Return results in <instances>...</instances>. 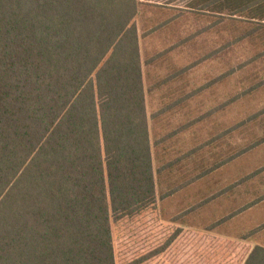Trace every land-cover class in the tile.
<instances>
[{
  "label": "trees",
  "instance_id": "obj_1",
  "mask_svg": "<svg viewBox=\"0 0 264 264\" xmlns=\"http://www.w3.org/2000/svg\"><path fill=\"white\" fill-rule=\"evenodd\" d=\"M142 6L141 0H0V264H168L167 253L186 235L202 237L184 228L189 213L264 179L262 164L218 196L169 220L161 216L160 203L191 183L187 175L198 179L264 148V107L232 124L216 120L264 88V74L247 73L264 67V0H192L191 9L222 16L198 34L224 23L226 55L248 44L253 53L189 90L186 76L200 62L168 63L161 71L168 50L143 60L136 24ZM232 81L246 85L173 122L197 95ZM156 96L149 115L148 98ZM209 122L210 136L197 138ZM188 132L195 145L179 153ZM240 135L244 148L231 151ZM222 144L234 154L207 167L205 155ZM203 237L202 247L234 250L199 262L264 264L262 244Z\"/></svg>",
  "mask_w": 264,
  "mask_h": 264
},
{
  "label": "rangeland",
  "instance_id": "obj_2",
  "mask_svg": "<svg viewBox=\"0 0 264 264\" xmlns=\"http://www.w3.org/2000/svg\"><path fill=\"white\" fill-rule=\"evenodd\" d=\"M143 3L141 12L136 19V24L139 28L140 46L142 52V58L144 61L149 56H153L158 52L169 51V62L164 61L162 70L170 64L177 67H185L192 63L200 62L194 70L186 76V89L189 90L194 86L200 85L207 80L221 74L230 65L237 63L240 60L248 57L253 53L251 45H247L238 49L230 56H227L222 49L228 32L224 29V23H219L211 31H204L202 34H198L207 26L212 25L215 20L222 19V16L215 15L213 13H201L191 9L190 5L192 0H141ZM156 29V30H153ZM146 32L148 35H146ZM195 34H198L195 36ZM194 37V38H193ZM215 51L213 57L205 58L210 52ZM165 57L161 58L163 60ZM147 69V68H146ZM264 67H255L249 70L247 73L258 71L264 74ZM145 71V70H144ZM145 82L150 84V77H147L144 72ZM243 78L246 75L241 76ZM246 83L244 82H229L223 85L216 86L213 90H206L201 95H197L195 99H192L189 106H187L185 113L180 112L173 119V122L179 123L186 121L190 117H194L201 114L205 110L220 104L227 100V98L235 91L244 88ZM160 101L158 96L152 101V98H148V113L149 115L154 110L155 104ZM153 103V105H152ZM264 107V88L256 91L253 94L248 95L240 99V102L229 109L228 112H224L217 117V121H223L226 124H232L238 119L247 117ZM215 124H217L215 122ZM212 123L206 124L205 127L199 130L197 138L203 139L213 131L211 130ZM260 127V126H259ZM162 130H167V127H161ZM258 131V130H257ZM253 135L254 131H250ZM260 132L258 131V134ZM251 136L250 138H252ZM248 138V137H247ZM249 139V138H248ZM196 138L191 132L185 133L182 140L176 146V150L181 153L195 145ZM241 143H240V142ZM239 141L233 142V149L231 146L222 144L217 148H214L213 153L207 157L205 155L203 163L207 167H212L216 160H227L234 149L237 150L244 148L245 142H243L242 136H239ZM232 149V150H231ZM231 150V151H230ZM154 152V151H153ZM154 161H157V156L154 152ZM199 160L201 158L199 157ZM204 164H202L204 166ZM264 164V148L253 150L245 155L237 156L231 163L222 165L212 171L209 176H205L202 180H199L194 185H190L178 194L173 195L168 199H165L160 203L161 215L164 220L180 214V212L186 210V206L190 207L192 203L199 202L206 196H218V192L228 187L234 180L245 176L251 171L261 167ZM155 168H157L155 162ZM201 172L200 170L197 173ZM194 176L193 173L190 174ZM242 186V196H238V199L232 197H224L222 199L214 198L211 200V204L203 211V209L196 215L186 217L187 221L184 223V228L193 225L195 231L199 236L186 235L175 247H173L171 253H167L168 264H204L199 262V258L213 255L230 256L234 250L229 244L227 246L213 247L208 243L207 247H202L207 242L206 236L208 232L202 231L207 225L212 226L215 220L221 218H229V215L236 210L240 211V207L244 206L246 202L251 203L264 195V179L255 180L248 183V187ZM239 210V211H238ZM264 200L260 199L254 205L245 208L240 213L228 219L225 222L217 225L212 231L214 235H222L224 239L228 236L233 238H242L243 235L248 234L250 231L261 227L258 232L253 235L249 240V243H259L264 245ZM232 241L230 239H227ZM253 240V241H252ZM206 241V242H205ZM252 241V242H251ZM234 242V241H233ZM161 264V263H160ZM163 264V263H162ZM209 264V263H208Z\"/></svg>",
  "mask_w": 264,
  "mask_h": 264
},
{
  "label": "crops",
  "instance_id": "obj_3",
  "mask_svg": "<svg viewBox=\"0 0 264 264\" xmlns=\"http://www.w3.org/2000/svg\"><path fill=\"white\" fill-rule=\"evenodd\" d=\"M175 145V144H174ZM210 174H208V175H204L203 177H199L198 179H195L194 180V178H195V175L194 176H192L191 177V175H187L186 176V178H185V180H186V182H191L188 186H190V185H194L196 182H198L199 180H202L203 178H205V176H209ZM242 178V177H241ZM241 178H239L238 180H241ZM238 180H234L233 182H232V184H230L229 186H232V185H234V184H236V182L238 181ZM187 186V187H188ZM228 186V187H229ZM224 189H227V187L226 188H224ZM223 189V190H224ZM183 190V189H182ZM237 191H239L240 193H241V196H242V186H241V184L237 187V186H235V188H234V190H229V191H225L223 194H221V195H219V199H222V198H224V197H232V198H234V199H238V196L240 195V193H238ZM238 195V196H237ZM173 197V196H172ZM212 196H206L205 198H203L202 200H200V201H203V200H206V199H210ZM217 198V197H216ZM199 201V202H200ZM199 202H196V203H192V205L189 207H187L186 206V210H188V209H190V208H194L195 207V205L196 204H198ZM211 204V201H209V202H207L206 204H204L202 207H201V210L203 209V211L207 208V206H209ZM160 209H161V207H160ZM200 210V211H201ZM243 210V206H241L240 207V211H242ZM199 210H197V211H194V212H191V213H189V216H191V215H196V214H198L199 212H200ZM239 211V210H238ZM240 211L239 212H237L236 210H234V212L232 213V214H230L229 215V219L230 218H232V217H235L236 215H237V213L239 214L240 213ZM162 216V215H161ZM188 216V217H189ZM219 220V219H218ZM218 220H215V221H218ZM228 220V219H227ZM227 220H224L223 222H225V221H227ZM214 221V222H215ZM210 224H211V222H210ZM209 224V225H210ZM209 225H207V227H205L204 228V230H202V231H206V232H208V234H212L213 233V231H209V230H207V228H209ZM193 225H191V226H189V227H187V231L188 230H192V231H199L198 229H195V227H192ZM186 229V228H185ZM212 235H214V234H212ZM216 236H219V237H222V238H224V236H222V235H216ZM243 236H245V235H243ZM243 236H242V238H233V237H231V236H228L227 237V239H230V240H232V241H234L236 244H238V243H242V244H246V245H249V246H251L252 248L255 246V245H257V244H259V243H249V240H251L250 238H248V239H243ZM253 241V240H252ZM251 241V242H252Z\"/></svg>",
  "mask_w": 264,
  "mask_h": 264
}]
</instances>
